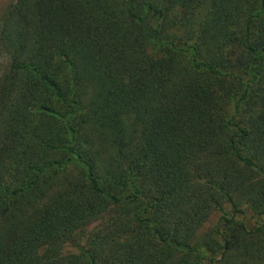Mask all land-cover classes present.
<instances>
[{"label": "trees", "instance_id": "1", "mask_svg": "<svg viewBox=\"0 0 264 264\" xmlns=\"http://www.w3.org/2000/svg\"><path fill=\"white\" fill-rule=\"evenodd\" d=\"M0 55V264H264V0H12Z\"/></svg>", "mask_w": 264, "mask_h": 264}, {"label": "rangeland", "instance_id": "2", "mask_svg": "<svg viewBox=\"0 0 264 264\" xmlns=\"http://www.w3.org/2000/svg\"><path fill=\"white\" fill-rule=\"evenodd\" d=\"M10 1L12 0H0V11ZM4 63L5 57L0 55V71L3 69ZM231 214V205L226 201L221 203L220 206H214L206 220L203 222L200 228V233L203 234L208 231L216 230L221 217H229ZM235 219L244 221L248 226H251L254 223L253 216L247 211L244 215L237 214ZM96 224L97 221L88 223L70 234V236L62 243L60 249V258H62V260H59V264H68L72 256L78 255L81 248L85 247L87 237Z\"/></svg>", "mask_w": 264, "mask_h": 264}]
</instances>
